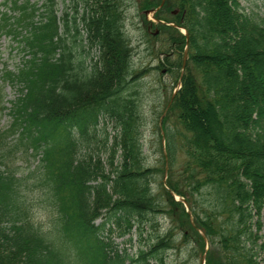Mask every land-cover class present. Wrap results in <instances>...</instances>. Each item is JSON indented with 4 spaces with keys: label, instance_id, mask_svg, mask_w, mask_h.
<instances>
[{
    "label": "trees",
    "instance_id": "trees-1",
    "mask_svg": "<svg viewBox=\"0 0 264 264\" xmlns=\"http://www.w3.org/2000/svg\"><path fill=\"white\" fill-rule=\"evenodd\" d=\"M79 1L83 13L74 3L62 18L55 0L0 3V36L24 54L21 67L1 72L19 96L0 148L10 139L5 157L37 161L24 171L0 165V264H164L177 242L205 264H264V16L244 14L237 0H165L155 15L186 30L188 58L166 112L176 114L185 160L154 187L163 170L145 165L140 107L126 95L139 74L122 3ZM161 28L179 77L185 37ZM86 48L97 55L89 67ZM102 119L115 122L110 143L95 134ZM164 132L173 164L175 134ZM30 198L51 213L46 225L32 221ZM162 215L168 226L158 234ZM117 230L139 237L134 253L114 247Z\"/></svg>",
    "mask_w": 264,
    "mask_h": 264
},
{
    "label": "rangeland",
    "instance_id": "rangeland-1",
    "mask_svg": "<svg viewBox=\"0 0 264 264\" xmlns=\"http://www.w3.org/2000/svg\"><path fill=\"white\" fill-rule=\"evenodd\" d=\"M1 1L2 0H0V3ZM42 1L43 0H38V6L43 3ZM119 1L122 3L123 15L125 17V34L132 47L131 70L136 75V77L139 74L138 80L130 85L126 95L132 94L133 99H135V102L140 107V138L143 145L145 165L149 168L157 167L158 169L163 170V173H159L155 178L154 187H156L158 183L163 184V182H166L172 172V175L174 176L175 171L181 167L185 160L184 155L178 149L177 141L181 132V127L176 121V114H163L175 90L179 88L177 72L175 70L174 72H171L170 66L165 61L166 57H170V55L167 56L170 49L168 48L167 41H165L166 36L160 35L162 31L161 24L156 22L153 17V15L159 14L160 11L165 12L163 8V3L165 0H161L163 3H160L161 5L158 8H155L156 12L154 13L151 12L154 9H148L146 11L149 12L145 13L142 8L137 6L138 2L144 0ZM149 1L152 2L155 0ZM237 1L241 11L244 14H254L260 17L264 16V0ZM55 3V11L58 18H62V14L65 12L71 15V11L73 10L72 6L74 3H77L78 15L82 14L84 10L83 4H81L79 0H55ZM143 4L144 3L142 2V5ZM179 30V33L184 32V29L182 28ZM158 35V39H153ZM82 36L85 38L83 34ZM86 51L87 48L84 50V54L81 57H83L82 59H84L86 66L89 67L90 64L94 62L93 60H96L97 55L93 52H90L86 56ZM23 59L24 54L20 52V48H18L13 43L12 39L6 37L5 35H1L0 136L5 133V129L10 125L11 113L9 112V108L18 97V88L16 85L14 86L8 82H5L1 71L3 69L11 71L16 70L18 67L22 66ZM168 61L171 62L172 57L169 58ZM1 107H3L5 110H2ZM114 126V121L102 119L95 134L98 133L102 140L107 138L110 143L117 133V130L114 128ZM165 129L166 131H169L170 134H175L176 142H173V146L176 148L173 149V156H175L173 164H169V158L167 157V145L164 132ZM9 140L10 139L5 141L7 145H3L0 148V165H3L5 168L11 165H14L16 169L21 167L20 171L27 170L29 167L32 169V167H34L37 162L31 163L30 161V163L26 164L27 160L21 154H10V157H5L3 151L5 148H8L11 145ZM103 159L106 161V155ZM165 167L167 168L166 175ZM34 203V199L30 198L29 204L32 205L31 210L33 209L31 211L33 215V217H31L32 221L36 224L38 223L46 225L47 219L51 213L47 212L46 210H41L40 207ZM168 221L169 220L166 216L162 215V217H159V227L157 231L158 234H161L164 229H167ZM260 224L261 230L259 235L261 236L262 242L264 243V210L260 214ZM118 231L120 230L114 231L113 235L111 236L114 247L119 250L126 249L127 252L134 253L138 246L137 241H140L139 237H137V241H135L136 235L131 233L130 236L132 237V241L128 242L127 237H118ZM145 238L146 234L144 233L141 242H143ZM175 244V251H169V253L165 255L164 264H201V257L199 255L198 257L194 258L189 257L190 246L185 247L178 242ZM207 249H209L208 242ZM261 259L264 261V252L261 255Z\"/></svg>",
    "mask_w": 264,
    "mask_h": 264
},
{
    "label": "water",
    "instance_id": "water-1",
    "mask_svg": "<svg viewBox=\"0 0 264 264\" xmlns=\"http://www.w3.org/2000/svg\"><path fill=\"white\" fill-rule=\"evenodd\" d=\"M186 34V33H185ZM183 69H184V62H183V65H182V71H183ZM178 84H180V81H179V83ZM174 196V195H173ZM177 201H180L183 205H184V207H185V209H186V212L190 215V213H189V211H188V206H187V204H186V202L183 200V199H181V198H175Z\"/></svg>",
    "mask_w": 264,
    "mask_h": 264
}]
</instances>
